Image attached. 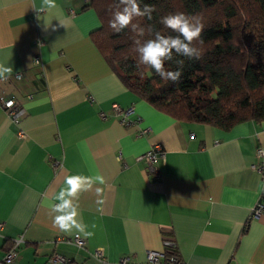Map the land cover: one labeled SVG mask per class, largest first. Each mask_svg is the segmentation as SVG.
Masks as SVG:
<instances>
[{
  "label": "crops",
  "instance_id": "obj_1",
  "mask_svg": "<svg viewBox=\"0 0 264 264\" xmlns=\"http://www.w3.org/2000/svg\"><path fill=\"white\" fill-rule=\"evenodd\" d=\"M55 4L0 0V65L13 68L0 95L23 110L14 123L0 103V260L15 250L4 264H100L92 256L100 248L105 264L126 256L149 264L147 252L169 239L183 264H264V216L251 218L261 198L252 166L264 164L256 157L264 122L222 130L155 109L93 43L99 20L86 1ZM114 104L134 108L128 125ZM155 144L164 153L158 178L137 160ZM68 175L105 178L102 205L94 190L80 196L94 233L79 235L82 248L68 241L75 231L52 227L48 209Z\"/></svg>",
  "mask_w": 264,
  "mask_h": 264
},
{
  "label": "trees",
  "instance_id": "obj_2",
  "mask_svg": "<svg viewBox=\"0 0 264 264\" xmlns=\"http://www.w3.org/2000/svg\"><path fill=\"white\" fill-rule=\"evenodd\" d=\"M99 26L90 32L111 69L124 86L174 119L228 130L244 121L264 122V0H140L153 5L151 21L137 18L142 27L154 26L162 16L183 12L204 24L199 60L185 59L180 81L162 80L151 68L137 64L135 34L116 33L109 26L116 0H85ZM150 38L149 36L143 39ZM172 62L168 70H176ZM66 264H75L67 262Z\"/></svg>",
  "mask_w": 264,
  "mask_h": 264
},
{
  "label": "clouds",
  "instance_id": "obj_3",
  "mask_svg": "<svg viewBox=\"0 0 264 264\" xmlns=\"http://www.w3.org/2000/svg\"><path fill=\"white\" fill-rule=\"evenodd\" d=\"M43 6L48 9L56 7L55 0H43ZM153 5L144 3L141 7L140 0H116L111 10L110 28L116 32L129 29L135 34L134 51L137 54V64L144 65L158 75L162 80L177 83L182 76V70L187 60H199L202 50L196 45L202 46L204 40L202 33L204 24L199 16L186 15L183 12L170 13L162 16L159 23L163 29L172 34H164L162 30H156L154 26L142 27L137 18L153 19ZM150 38L143 39L145 36ZM172 62L176 70H168L166 63ZM13 73L11 66L0 65V79H7ZM20 78V74H17ZM11 105V102L9 106ZM105 178L102 175L85 177L82 175H68L65 177L63 186L52 197L53 203L48 206L51 216V224L60 232L91 237L93 232L86 230L83 223L80 208V196L82 193L92 192L96 196V205H102L104 189L97 185H104ZM95 228V225H92Z\"/></svg>",
  "mask_w": 264,
  "mask_h": 264
},
{
  "label": "built area",
  "instance_id": "obj_4",
  "mask_svg": "<svg viewBox=\"0 0 264 264\" xmlns=\"http://www.w3.org/2000/svg\"><path fill=\"white\" fill-rule=\"evenodd\" d=\"M35 63H39L38 58L35 59ZM11 102V105L9 106ZM0 103L2 107L6 110V112L9 114L11 120L14 123H17L23 114L22 108L17 105L15 100L6 95H0ZM113 112L120 116L121 121L125 124H129L128 117L134 113V108L132 106L123 108L117 104H114L112 106ZM135 122H139L138 120ZM147 128L138 131V135H142L143 133L147 132ZM256 157L259 159H264V150L258 149L256 153ZM164 158V153L162 152V149L159 145L155 144L151 147L150 150L142 154L139 158H137L138 161H143L146 166L147 170L149 172H152L155 178H158L159 171L158 168H156V165L159 162H162ZM55 167H58V162H55ZM252 168L259 173L261 178V198L260 200L255 204V206L251 210V218L259 219L261 216H264V164H260L259 166H252ZM70 243L74 244L78 248H82L85 245V240L80 237L79 235H74L68 240ZM162 251H148L146 254V260L149 264H183L182 260L178 256L176 244L174 241L165 239L162 241ZM16 256L15 250H10L2 260H0V264L9 263L14 257ZM92 256L100 263L105 264L106 260L103 254V251L100 248H96L92 252ZM58 260L63 259L60 257L53 255L51 258V262H57ZM119 264H130L129 257H121L118 260Z\"/></svg>",
  "mask_w": 264,
  "mask_h": 264
}]
</instances>
